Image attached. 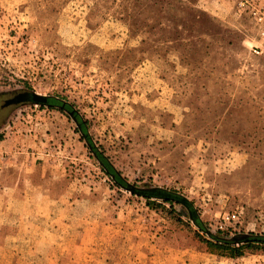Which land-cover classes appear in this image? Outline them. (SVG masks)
Here are the masks:
<instances>
[{
  "label": "rangeland",
  "instance_id": "obj_1",
  "mask_svg": "<svg viewBox=\"0 0 264 264\" xmlns=\"http://www.w3.org/2000/svg\"><path fill=\"white\" fill-rule=\"evenodd\" d=\"M244 0H0V264H264V56ZM154 204V206H152Z\"/></svg>",
  "mask_w": 264,
  "mask_h": 264
},
{
  "label": "water",
  "instance_id": "obj_2",
  "mask_svg": "<svg viewBox=\"0 0 264 264\" xmlns=\"http://www.w3.org/2000/svg\"><path fill=\"white\" fill-rule=\"evenodd\" d=\"M24 104H32V105H39V106H48V107H56V108H60L64 111H66L79 125V127L81 128V131L84 135V137L86 138L88 144L90 145V147H92L94 153L96 154L97 158L99 160H102L105 158L104 155H102L95 147L92 139L89 136L88 130L86 125L84 124V122L82 121L80 115L78 114V112L68 103L59 100L57 98L54 97H45L42 95H39L37 93L34 92H22V93H18L14 96H12L11 98L5 99L3 100L2 104L0 105V110L5 111V110H9L13 107L19 106V105H24ZM116 172H113V174ZM116 175V174H115ZM119 184L125 188L128 191H131L132 193L136 194V195H140L143 197H148V198H157V199H161L164 201H175L178 202L182 205H184L187 209L190 210V215L194 221V223L196 225H198L199 227H202V224L200 222V219L198 218L196 212H193L191 209V204L188 202V200L180 195L177 194H173L169 191H165L162 189H153V190H141L138 188H135L133 186H131L129 183L121 180L119 182ZM212 239L216 238L211 236ZM241 239H246L245 236H242L241 238L237 239V240H232L233 241H240ZM248 239V238H247ZM224 241H228V240H224Z\"/></svg>",
  "mask_w": 264,
  "mask_h": 264
},
{
  "label": "trees",
  "instance_id": "obj_3",
  "mask_svg": "<svg viewBox=\"0 0 264 264\" xmlns=\"http://www.w3.org/2000/svg\"><path fill=\"white\" fill-rule=\"evenodd\" d=\"M86 125L87 123L84 122ZM105 170V172L114 180L118 185L122 179L120 174H118L112 165L108 162L106 158L99 160ZM113 172H116L113 174ZM116 174V175H115ZM127 182V181H125ZM121 186V185H120ZM168 204L170 201H166ZM154 206V204L152 205ZM245 240L240 241H224L220 238H214L212 241L203 239L208 251L212 255H216L222 258L229 259H240L245 257L247 254H264V235H247ZM248 238V239H247Z\"/></svg>",
  "mask_w": 264,
  "mask_h": 264
},
{
  "label": "built area",
  "instance_id": "obj_4",
  "mask_svg": "<svg viewBox=\"0 0 264 264\" xmlns=\"http://www.w3.org/2000/svg\"><path fill=\"white\" fill-rule=\"evenodd\" d=\"M241 7L247 12L255 29V40L250 52L254 57L264 56V0H244Z\"/></svg>",
  "mask_w": 264,
  "mask_h": 264
},
{
  "label": "flooded vegetation",
  "instance_id": "obj_5",
  "mask_svg": "<svg viewBox=\"0 0 264 264\" xmlns=\"http://www.w3.org/2000/svg\"><path fill=\"white\" fill-rule=\"evenodd\" d=\"M0 111H2V110H0Z\"/></svg>",
  "mask_w": 264,
  "mask_h": 264
}]
</instances>
